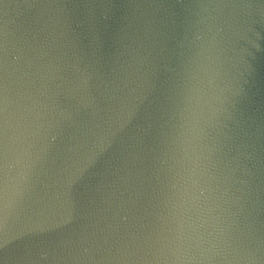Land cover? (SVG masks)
<instances>
[{
  "label": "water",
  "instance_id": "obj_1",
  "mask_svg": "<svg viewBox=\"0 0 264 264\" xmlns=\"http://www.w3.org/2000/svg\"><path fill=\"white\" fill-rule=\"evenodd\" d=\"M0 264H264V0H0Z\"/></svg>",
  "mask_w": 264,
  "mask_h": 264
}]
</instances>
